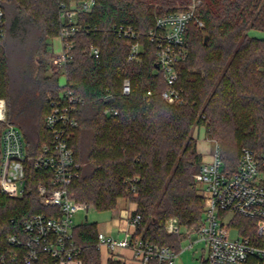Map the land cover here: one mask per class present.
Instances as JSON below:
<instances>
[{
  "label": "trees",
  "instance_id": "16d2710c",
  "mask_svg": "<svg viewBox=\"0 0 264 264\" xmlns=\"http://www.w3.org/2000/svg\"><path fill=\"white\" fill-rule=\"evenodd\" d=\"M191 1L94 0L92 9L78 16L81 31L69 60L50 73L46 62L34 55H46L58 34L59 0H5L0 40V99L6 103L7 122L14 124L28 110L35 121L32 144L47 142L43 122L49 101L59 88L72 89L84 103L76 107L78 126L68 141L79 165L69 193L96 211L112 210L119 199L133 202V213L141 216L135 235L174 250L203 217L202 197L193 180L201 164L194 128L202 127L205 137L219 144L227 171L235 169L242 148L259 155L264 147V39L248 35L251 29L264 31V0ZM197 2L195 15L203 26L188 25V56L178 66L176 86L183 102L168 104L161 98L165 83L147 34L158 17ZM121 25L137 33L134 42L140 51L134 61L128 60L130 41L114 32ZM91 47L98 49L96 57ZM14 51L28 56L16 85L10 70ZM124 79L131 86L127 96L121 95ZM105 109L117 115H106ZM3 127L0 121V136ZM41 176L27 170L19 198L0 193V251L25 219L48 211L35 189ZM171 218L180 225L178 236L165 232L164 222ZM239 232L252 237L242 224ZM74 237L82 249V264L123 263L102 258L95 223L76 226Z\"/></svg>",
  "mask_w": 264,
  "mask_h": 264
},
{
  "label": "built area",
  "instance_id": "2783aa9c",
  "mask_svg": "<svg viewBox=\"0 0 264 264\" xmlns=\"http://www.w3.org/2000/svg\"><path fill=\"white\" fill-rule=\"evenodd\" d=\"M4 1L0 0V40L4 37ZM197 4L158 17L147 34L155 46L156 68L165 83L161 98L168 104L183 102L182 91L176 86L178 66L188 56L185 36L188 25L196 22L199 27L203 26L195 15ZM93 5L94 0H59L57 38L60 51L53 53V64L57 67L67 63L74 39L81 31L78 16L90 11ZM113 29L118 37L130 41L128 60H136L140 44L134 42L137 38L134 28L121 25ZM91 53L96 57L98 49L91 47ZM130 91V82L124 79L121 95L127 96ZM83 103L84 100L69 87L59 88L57 95L49 101L44 116L49 139L37 146L29 145L22 132L7 122L6 103L0 99V121L4 123L0 136V191L11 197L23 196L27 170L33 169L42 175L35 186L38 202L48 209L44 213L32 214L22 222L19 232L7 236V247L0 251V264H82V249L75 241L73 219L86 207L69 193L79 165L68 141L78 126L76 107ZM103 113L117 115L113 109H105ZM209 141L213 145V159L201 163L193 175L204 202L202 222L197 229L184 235L177 250L134 233L121 240L99 235L97 250L105 248L115 252L120 248L128 249L132 257L123 259L125 264H177V257L185 249L194 243H203L206 264H264V147L259 155L242 148L235 169L227 171L220 158L219 144L215 140ZM224 213L252 220L254 238L231 239L225 226L218 222L219 214ZM127 222L136 230L141 224V216L131 211ZM166 228L170 234L180 233L175 218L166 220ZM194 234L197 240L182 248V243Z\"/></svg>",
  "mask_w": 264,
  "mask_h": 264
},
{
  "label": "rangeland",
  "instance_id": "374dc122",
  "mask_svg": "<svg viewBox=\"0 0 264 264\" xmlns=\"http://www.w3.org/2000/svg\"><path fill=\"white\" fill-rule=\"evenodd\" d=\"M189 6L186 5L181 9L188 8ZM248 35L254 38H258V39H264V31L251 29L248 31ZM27 40L31 41V38L29 37ZM26 43H28V41H26ZM49 43H50V47L46 55L44 54L34 55L35 60L39 59V60H44V62H46L48 73L59 70V67L53 64V58H54V54L60 51V43H59V39L57 38V36L51 39ZM52 49H53V52H52ZM27 57L28 56H27L26 51H24L23 54H21L20 56L17 55L15 51L10 54V70H11V74H13L12 77H13L14 85L18 83V80L21 77L20 72L24 69L26 62H28ZM14 124L22 132L24 141L26 142L28 141V143H31V145H33L32 143H34V141L36 140L35 121L30 117V112L27 110L25 111L23 115L19 116L18 118H15ZM196 128L197 127H195L194 130ZM0 193L7 197H11L7 194H3L1 191ZM198 195L201 196L199 192H198ZM132 203L133 202L126 200V199H119L117 200L116 206L112 210L96 211L93 208H89L87 211L80 210L75 215L73 219V223L75 227L83 225L85 222L89 224L95 223L98 231L103 232L107 230L108 236H112L114 238H122L124 234L120 232L117 227H115V218L118 215V213H122L123 211H126V213L128 212L127 214H129L131 211H128V209L132 205ZM85 214L87 215L86 221L84 220ZM242 219L244 218L240 216H236L232 213H224V214H219L218 222L225 226V228L228 231V235L231 239H237V238L244 237V235H242L239 232V226H241V224L244 226V228L246 227V232L249 233L250 236H252V238H254L255 236L254 223L251 221L250 222L244 221ZM164 229H165L166 234L171 235V236H178V235H173L167 232L166 221L164 222ZM187 233L188 232H186V234ZM196 240H197V235L195 234L192 235L190 240H185L182 243V248L187 247L190 244V242H194ZM164 246H167V245H164ZM204 251L205 250H204L203 243H194V245L191 248L185 249L177 257V264H203V262L205 261ZM122 264H125V263L123 262Z\"/></svg>",
  "mask_w": 264,
  "mask_h": 264
},
{
  "label": "crops",
  "instance_id": "0c3cea01",
  "mask_svg": "<svg viewBox=\"0 0 264 264\" xmlns=\"http://www.w3.org/2000/svg\"><path fill=\"white\" fill-rule=\"evenodd\" d=\"M52 52H53V49H52ZM193 136L196 139V148H197L198 153L201 156V163L210 162L213 159V145L205 137V133H204L203 128L202 127L196 128L194 130ZM135 207H136L135 204L132 203V205L129 207L128 211H134ZM127 213H126V211H123L122 213H118V215L115 218V227H117L118 230L124 234L122 238H114L112 236H108L107 230L103 231V232L97 230V235L98 236L103 235L106 237H111V238H114L116 240H121L124 237H130V235H132L133 233L135 235L136 230L131 228L128 225V222H127L128 214ZM100 253H101V256L104 260L111 258V259L123 262V259L126 260V259H130L132 257L131 251L128 249H124V248L117 249L115 252H110L107 249L102 248V250H100Z\"/></svg>",
  "mask_w": 264,
  "mask_h": 264
},
{
  "label": "water",
  "instance_id": "95a60500",
  "mask_svg": "<svg viewBox=\"0 0 264 264\" xmlns=\"http://www.w3.org/2000/svg\"><path fill=\"white\" fill-rule=\"evenodd\" d=\"M206 39H207V36H205L204 37V42L206 41ZM88 210V208H86V211ZM84 220L86 221L87 220V215L85 214V216H84Z\"/></svg>",
  "mask_w": 264,
  "mask_h": 264
}]
</instances>
